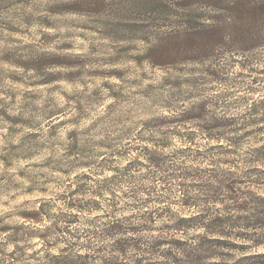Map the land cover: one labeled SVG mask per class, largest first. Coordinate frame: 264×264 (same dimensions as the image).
<instances>
[{
	"label": "clouds",
	"instance_id": "9594fccd",
	"mask_svg": "<svg viewBox=\"0 0 264 264\" xmlns=\"http://www.w3.org/2000/svg\"><path fill=\"white\" fill-rule=\"evenodd\" d=\"M162 2L0 0V264L264 257V0Z\"/></svg>",
	"mask_w": 264,
	"mask_h": 264
},
{
	"label": "rangeland",
	"instance_id": "374dc122",
	"mask_svg": "<svg viewBox=\"0 0 264 264\" xmlns=\"http://www.w3.org/2000/svg\"><path fill=\"white\" fill-rule=\"evenodd\" d=\"M130 6L134 9L156 14L161 18H166L163 16V14L170 11L167 4L163 3L162 0H130ZM190 25L193 28L199 27L194 21H191ZM188 42L195 43V41L191 40V38ZM258 203L264 205V201H258ZM259 211L264 213V208H260ZM184 223H188V221H181V224ZM179 226L180 225H177V227ZM251 259L254 261V264H264V257H253Z\"/></svg>",
	"mask_w": 264,
	"mask_h": 264
},
{
	"label": "trees",
	"instance_id": "16d2710c",
	"mask_svg": "<svg viewBox=\"0 0 264 264\" xmlns=\"http://www.w3.org/2000/svg\"><path fill=\"white\" fill-rule=\"evenodd\" d=\"M238 7L242 9L244 7V5L240 4V5H238Z\"/></svg>",
	"mask_w": 264,
	"mask_h": 264
}]
</instances>
